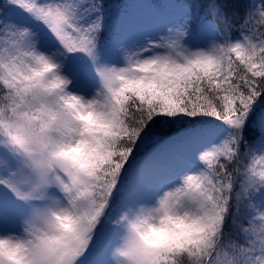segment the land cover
Instances as JSON below:
<instances>
[{
    "label": "snow or ice",
    "instance_id": "6c2138e0",
    "mask_svg": "<svg viewBox=\"0 0 264 264\" xmlns=\"http://www.w3.org/2000/svg\"><path fill=\"white\" fill-rule=\"evenodd\" d=\"M163 5L160 31L110 38L102 0L0 11V236L25 264H264V0L238 25L221 0ZM157 206L198 216L195 242L153 245L132 218Z\"/></svg>",
    "mask_w": 264,
    "mask_h": 264
},
{
    "label": "clouds",
    "instance_id": "9594fccd",
    "mask_svg": "<svg viewBox=\"0 0 264 264\" xmlns=\"http://www.w3.org/2000/svg\"><path fill=\"white\" fill-rule=\"evenodd\" d=\"M59 65L56 63L47 64L43 67L42 73H50L55 75L58 72ZM87 119V117H86ZM133 225L143 229L149 225L151 231L147 239L155 246H167L178 243H193L203 230V221L195 215H188L181 210L179 216L163 215L159 211V206L146 211L139 217L132 218ZM77 221L73 216H65L60 222V227L66 233H71L75 230ZM35 229L47 231L50 234L59 236L56 231V225L53 222H37L34 225ZM130 240H135V230L129 233ZM9 243L23 246L24 242L16 238L15 233L4 234L0 236V249L16 261V264H25L19 248H7ZM124 259V257H120Z\"/></svg>",
    "mask_w": 264,
    "mask_h": 264
},
{
    "label": "rangeland",
    "instance_id": "374dc122",
    "mask_svg": "<svg viewBox=\"0 0 264 264\" xmlns=\"http://www.w3.org/2000/svg\"><path fill=\"white\" fill-rule=\"evenodd\" d=\"M126 2L127 4L125 6H121V4L116 5L115 14H105L106 28H109V38L117 34L116 29L118 26L120 27L118 34L127 36L135 35L145 28H157L162 26V21H159L155 16L156 10L160 9L154 8L149 0H126ZM168 3L174 2L168 1ZM161 15H165V13H161ZM124 18H126V20ZM155 31H160V29L157 28ZM86 63L83 57H77L74 60V64L77 66H83L86 65ZM17 210L18 205L9 197H5L3 204L4 213L7 214ZM7 227L8 226L5 224V230H7ZM84 264H93V262L91 258H89L84 261Z\"/></svg>",
    "mask_w": 264,
    "mask_h": 264
},
{
    "label": "trees",
    "instance_id": "16d2710c",
    "mask_svg": "<svg viewBox=\"0 0 264 264\" xmlns=\"http://www.w3.org/2000/svg\"><path fill=\"white\" fill-rule=\"evenodd\" d=\"M134 1V0H133ZM153 6L157 9L165 8V3L168 1L174 2L176 4L188 3V4H195L196 8L194 12L198 16H204L205 10L203 5L206 3V0H150ZM222 3L226 5L224 8V13L227 14L229 17L233 18V24L238 25L240 19L243 17L244 13L248 10L249 6L252 4L253 0H221ZM7 3L6 0H0V11L4 10V5ZM104 5L105 14H115L116 13V5L121 4V6H125L127 4L126 0H102ZM120 6V7H121ZM214 19V18H213ZM216 23L220 26L221 31L223 30V24L217 20ZM195 27V24L193 25ZM109 28L105 29V37H109ZM233 34H236V28H233ZM259 135L257 130L252 128L248 131V138L249 140H254Z\"/></svg>",
    "mask_w": 264,
    "mask_h": 264
}]
</instances>
